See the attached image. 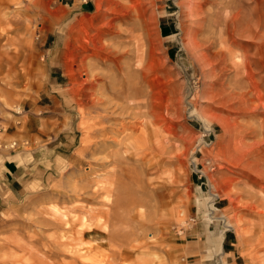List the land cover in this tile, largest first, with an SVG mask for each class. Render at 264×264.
Segmentation results:
<instances>
[{"label":"rangeland","instance_id":"obj_1","mask_svg":"<svg viewBox=\"0 0 264 264\" xmlns=\"http://www.w3.org/2000/svg\"><path fill=\"white\" fill-rule=\"evenodd\" d=\"M200 3L0 0V171L43 145L76 159L4 196L0 264H264V7L209 29ZM118 47L149 79L145 115L121 114L92 69ZM133 123L157 130L150 147L120 131Z\"/></svg>","mask_w":264,"mask_h":264},{"label":"bare ground","instance_id":"obj_2","mask_svg":"<svg viewBox=\"0 0 264 264\" xmlns=\"http://www.w3.org/2000/svg\"><path fill=\"white\" fill-rule=\"evenodd\" d=\"M246 1L247 0H201V3H200L201 7H204L207 5H212V6H215L217 9V13H212L213 11L211 12L212 14L206 13V14H208V16L207 15L206 16L208 17L207 21H208L209 29L214 27V24L211 23V22H214L213 21L214 15L216 18L218 16H220V17L224 16L225 17V14H229V16H230V14L233 13V11L240 12L242 9H244V11H245V10H247ZM255 1L257 2L256 6L260 10H262L264 7V4L262 5V0H255ZM221 21L220 22L218 21L219 30L217 31L218 35H220V36L223 35V30H225L226 25L229 24L228 23L229 20L227 18L224 19V22L222 24H221ZM217 28H218V26H217ZM214 30H217V29H214ZM127 34H129V35H127L128 37H132L133 30H129ZM210 34L212 35L213 33L210 32ZM229 34H231V33H230V31L227 30V32L225 34V36L227 35V37H224L226 40L223 41L227 45H228L227 39H228ZM125 40H127V39H125ZM230 48L228 46L226 48V51H225L226 55L228 57V61L232 60ZM224 49L225 48L223 46L219 47V50L220 51L222 50V52L224 51ZM100 52H101V50H100ZM137 54H138V52H137ZM89 57H92V56H89ZM94 57H95L96 62H94L95 64L92 66V69L93 70H101L103 68L104 70H106V72H102V73L100 72V73L96 74L97 76H100V79L104 80V85L101 88V90H102V92H105L106 94H108L111 97L110 100H112V99L122 100L121 104L116 103V105H115V106H119V105L121 106V107L119 106L120 110L122 111L121 114L126 113L127 116L130 117V116H134V114L139 115V113H142L145 115V113L152 111V109H151L152 101L150 100V97L148 96L149 91L147 89L149 86V84H148L149 79H148L147 85H146V81H142L144 79H141L140 77H138L137 74L139 72V69L136 68V66H135L136 64L134 65L133 63H131L132 57H131V55L128 54V51H125L121 47L110 48L109 50L104 49L101 53L100 58H99L98 54H96ZM89 68L91 69V65L89 66ZM92 77H94V74ZM100 79H98V80H100ZM111 115L112 114H109V116H111ZM114 119H116V117H114ZM133 119H135V117ZM139 124L141 126L142 122L139 121ZM145 125H146L145 128H142L140 126L139 127L134 126V123H133L131 125H128L129 127L126 128V125L122 124L121 130L119 129L120 131H122L123 129H125V130L128 129V130L138 132V136L135 135L136 137L132 138V142H131L132 147H135V149H137L138 151L150 147V145L152 144V140H151L152 139L151 138L152 133L151 132L152 131H153V133L157 132V130H155V128L150 129V127L147 124H145ZM119 130H117V132H119ZM147 131H149V133H147ZM150 149H152V148H150ZM137 150H135V151H137ZM208 207H209V209L211 208L210 211L215 210L214 207L212 206V204H208Z\"/></svg>","mask_w":264,"mask_h":264},{"label":"crops","instance_id":"obj_3","mask_svg":"<svg viewBox=\"0 0 264 264\" xmlns=\"http://www.w3.org/2000/svg\"><path fill=\"white\" fill-rule=\"evenodd\" d=\"M162 31L166 36L171 34V30L165 27ZM57 147L59 146L43 145L29 154L22 151L9 153L4 158V165L0 171V204L4 203V196L10 201H18L19 198L34 194V191L44 187L49 179H53L68 165L76 164V159L71 160L70 157L59 153ZM209 220L211 222L210 218ZM218 236V252L224 254L222 240L225 233L220 231Z\"/></svg>","mask_w":264,"mask_h":264}]
</instances>
